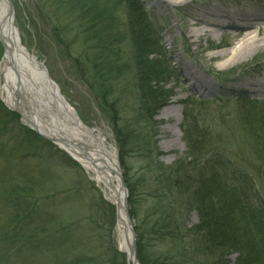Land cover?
<instances>
[{
	"label": "trees",
	"instance_id": "obj_1",
	"mask_svg": "<svg viewBox=\"0 0 264 264\" xmlns=\"http://www.w3.org/2000/svg\"><path fill=\"white\" fill-rule=\"evenodd\" d=\"M57 3L60 9L54 11L56 17L63 12L76 26L74 32L72 29L66 31L67 26H57L58 44L68 46L69 53L73 43L82 39L74 62L111 121L123 163L125 148L140 137L129 122L121 118L120 108L128 101L126 89H132L144 118H153L168 96L160 83L170 68L158 51L159 42L154 38L159 39L158 33L142 0H58ZM68 28L71 27L68 25ZM152 53H159L160 60L148 58ZM194 109L198 108L186 112L190 128L183 127L188 147L185 159L190 164L194 163V156L203 157L211 139L221 136L212 128L201 127L202 113ZM237 118L247 126L248 138L253 141L256 155L264 165V102L247 98L239 101ZM195 161L198 162L197 170L187 173L178 168H162L161 188L166 192L148 195L152 208L144 214H137L135 207L136 185L143 179L126 180L132 195L131 212L138 220L140 264H210L211 259L220 261L217 264H264L261 210L249 202L244 187L229 181L223 165L212 162V166L204 159ZM70 168H75V172L77 168L82 169L52 142L22 123L20 115L0 98V215L3 214V219L0 217V264H106L117 256L123 261L111 264H127L126 256L117 251L110 261L104 259L106 254L74 253L81 250L77 245L83 237L78 235V241L71 240L82 230L84 222L73 217L67 219L66 204L73 201L78 189L60 192L61 186L57 187L61 171L65 173ZM49 185L52 189L46 190ZM51 190L53 192L49 193ZM168 192L179 197L186 195L188 199L184 205L196 207L200 222L191 230L186 232L185 225L177 219L172 199L166 200ZM62 193L64 201L59 199ZM42 197L48 200L40 206ZM65 220L68 221L64 223ZM186 237L195 240L189 246L194 249L196 261L189 247L183 260L165 256L158 249L157 243L166 239L174 241V246L180 240L183 249ZM233 253H238V258L232 263L229 256ZM38 256H47V260L29 259ZM93 260L98 262L92 263Z\"/></svg>",
	"mask_w": 264,
	"mask_h": 264
},
{
	"label": "rangeland",
	"instance_id": "obj_2",
	"mask_svg": "<svg viewBox=\"0 0 264 264\" xmlns=\"http://www.w3.org/2000/svg\"><path fill=\"white\" fill-rule=\"evenodd\" d=\"M142 1L154 24L155 33H158L159 39L154 37L159 42L158 51L161 52L162 58L170 68L169 74L160 83L162 91H165L168 96L165 105L156 112L153 118H144L145 116L141 115L139 111L140 105H138V100L132 89L130 87L126 89L128 101L124 107L120 108L121 118L127 120L128 125L134 128L140 137L125 148L123 163L121 149L112 131L111 121L101 109L94 90L83 79L74 62L75 56L81 50L82 39H77L78 41L73 43V49L69 50V53L66 51L69 49L68 46L58 44L56 34L61 26H67L65 30L72 29L73 32L76 28L68 21V15L63 12L56 17L54 11L58 12L60 9L58 0H12V5L16 26L23 43L44 63L52 79L59 86L61 94L78 112L82 121L89 128L97 129L98 132L107 136L109 143L117 149L124 180L143 179L141 184L136 185L138 188L135 194L137 214H144L143 212L152 208V200H148L150 199L148 195L157 196L161 192H166L161 188L160 179L164 172L162 168H178L179 171L187 173L190 170H197L198 162L195 160L204 159L212 166V162L224 166L225 171H228L229 181L246 189L249 202L261 210V218L264 221V165L260 163L261 159L256 155L253 141L248 138L247 126L237 118L239 101L247 98L264 102V18L257 20V16L264 15V12L243 21L252 23V26L247 28L242 27L243 23L224 24L228 17H224L225 20L219 22L220 24L212 23L211 21L217 20V18L215 13H210L212 10H216L228 15L231 8L245 6L248 3L256 7L252 9L253 12H258V4L264 7V0H193L183 4H178L177 1L170 3L168 0ZM68 25L71 28H68ZM254 25L256 26L253 29ZM252 30L255 31V39L259 44L256 49L247 54H241L242 57L239 60L229 59L232 55L231 51H228L225 56L221 55L222 52L234 46L243 33ZM127 50L130 49L127 47ZM2 54L3 50L0 44V62ZM148 58L160 60L161 57L159 53L157 55L152 53ZM192 68L201 75V78L203 77L204 86L200 83L197 84L194 78L185 84L186 71L190 72ZM249 82L257 84V86L249 88L247 85ZM192 85L201 87V92L194 91ZM192 107L198 108L194 109V112L202 113V118L200 113L201 127L212 128L218 136H221L211 139L207 143L209 145L203 157L200 159L199 154L196 155L197 157L194 156V163L190 164L185 159L188 147L183 127L189 129L191 126L186 112L188 109L191 113ZM166 108H173L181 115V123L177 127L176 135L170 128L175 124L174 116L170 119L163 118L162 111ZM21 121L25 124L22 118ZM167 127L168 130L170 128L169 131ZM172 140L176 142V147L167 151L163 145L166 141ZM217 160H223L225 163ZM77 169V172H75V168H70L65 173L61 171L63 175L61 174L57 181V187L61 186L59 187L60 192L78 189L73 201L66 204L68 207L66 209L67 219L73 217L72 219L76 221L81 219L84 222L82 230L77 231V236L75 235L71 240L76 242L78 235L83 237L81 242H78L80 245H77L81 250L74 251V253L79 255L82 252H88L91 256L106 254L104 259L109 260L117 251L126 256L128 264L127 254L120 251L118 246L115 206L105 199L101 189L87 170L83 167ZM48 189H52V185H49L46 190ZM51 192L53 191L51 190L49 193ZM182 195L179 197L176 193L168 192L169 198L166 200L169 202L170 198L172 199L174 213H176L177 219L185 225L187 232V229L191 230L200 222V216L195 206L184 205L188 197ZM131 197L129 190V201ZM45 199L48 200L43 198L40 206ZM59 199L65 200L64 193L59 195ZM142 201L144 202L142 203ZM72 203L74 207H72ZM129 205L136 229L138 220L136 216L132 215L133 208L130 202ZM0 217L2 218L3 214ZM67 221L65 220L64 223ZM194 241V238L191 239V237L184 239L182 245L186 250L184 247L180 248V240L175 242L179 244H175L176 246L173 244L174 241L167 239L162 243H157V246L165 256L172 255L179 260H183V254L188 252L189 247L190 253L193 258H196L194 260L196 261L197 256L194 249L192 245L189 246ZM237 258L238 253L229 256L232 263ZM29 259L45 262L47 256ZM215 260L211 259L210 264L220 263ZM120 261L123 259L117 256L113 262L119 263ZM95 262L98 260H93L92 263Z\"/></svg>",
	"mask_w": 264,
	"mask_h": 264
},
{
	"label": "bare ground",
	"instance_id": "obj_3",
	"mask_svg": "<svg viewBox=\"0 0 264 264\" xmlns=\"http://www.w3.org/2000/svg\"><path fill=\"white\" fill-rule=\"evenodd\" d=\"M168 1L183 4L193 0ZM9 11V0H0V37L4 40L6 51V57L4 56V60L0 62V96L9 107L18 108L32 126L54 139L91 174L104 197L116 207L118 246L120 251L130 255L133 236L131 223L126 214L125 193L117 151L109 143L107 136L98 132L97 129L72 121L68 114L73 110L72 106H67L65 104L67 100L63 102L61 96L55 93V84L50 80L51 75L48 69L23 43L16 26L15 16L14 20L10 19ZM210 13H215L217 20L222 17L218 11L212 10ZM263 18L264 15L257 16V20ZM243 24L242 27L246 28L252 26L251 22ZM254 32L252 30L243 33L239 41L221 55L225 56L228 51H231L232 55L229 59L239 60L243 54L256 49L259 44ZM185 76V84L194 78L197 84L204 86L203 77L201 78L194 68L190 72L187 70ZM249 83L247 84L249 88L257 86V84ZM191 87L194 91L201 92V87L196 85ZM162 114L164 119L174 116L175 124L170 128L176 135L177 127L181 123L179 112L173 108H166ZM163 147L171 151L176 147V142L166 141Z\"/></svg>",
	"mask_w": 264,
	"mask_h": 264
},
{
	"label": "water",
	"instance_id": "obj_4",
	"mask_svg": "<svg viewBox=\"0 0 264 264\" xmlns=\"http://www.w3.org/2000/svg\"><path fill=\"white\" fill-rule=\"evenodd\" d=\"M9 15H10V19L14 20V16H15V12H14V7L12 5V0H9ZM0 44L2 46V50H3V54H2V58H1V61L4 60V58L6 57L5 54H6V51H5V48H4V40L0 37ZM5 56V57H4ZM48 73V72H47ZM50 80L52 81L53 84H55V93L59 96H61V99L63 100V102H65V98L64 96L61 94L60 95V88L59 86L57 85V83L52 79V77H50ZM5 102V101H4ZM67 106H70L68 104V102L66 101L65 103ZM65 105V106H66ZM9 107V106H8ZM10 109H12L13 111L17 112L22 118L23 120L25 121V124L30 126L35 132H37L40 136H42L43 138L49 140L50 142H53L54 144L58 145V143L56 141H54V139H52L51 137L49 136H46L44 134H42L40 131H38L34 126H32L30 124V122L23 116V113H21L20 110H18V108H13V107H9ZM68 114L70 115V117L72 118V121L74 120L75 123L79 122V123H82V120L80 119V117L78 116L77 112L73 109L71 111L68 112ZM59 146V145H58ZM61 149L64 150V148H62L61 146H59ZM67 154H69L74 160H76L75 157H73L67 150H64ZM77 161V160H76ZM121 179H122V185L124 187V195H125V201H126V214H127V217L128 219L130 220V223H131V232H132V238H133V242H132V248H131V252H130V255H127L128 256V264H136V262L138 264L139 263V260H138V256H137V236H136V229H135V223L132 219V216H131V213H130V205H129V189L125 183V180L123 178V170H121ZM131 262V263H130Z\"/></svg>",
	"mask_w": 264,
	"mask_h": 264
}]
</instances>
